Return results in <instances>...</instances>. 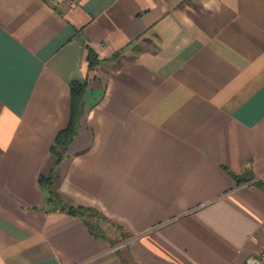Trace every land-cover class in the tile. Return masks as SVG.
Segmentation results:
<instances>
[{
	"label": "crops",
	"instance_id": "obj_1",
	"mask_svg": "<svg viewBox=\"0 0 264 264\" xmlns=\"http://www.w3.org/2000/svg\"><path fill=\"white\" fill-rule=\"evenodd\" d=\"M50 173L128 238L49 208ZM263 243L264 0H0V264H243Z\"/></svg>",
	"mask_w": 264,
	"mask_h": 264
},
{
	"label": "trees",
	"instance_id": "obj_2",
	"mask_svg": "<svg viewBox=\"0 0 264 264\" xmlns=\"http://www.w3.org/2000/svg\"><path fill=\"white\" fill-rule=\"evenodd\" d=\"M98 61L99 59H98L97 54L92 52L91 48L88 49V54H87L88 67L92 68L93 66H95V64ZM84 88H85V83H80V82L72 83V91L74 95H76L77 101L79 100L78 97L81 95ZM75 112H76V109L74 106L73 115H72L70 124L68 125L67 128L60 131L56 138V145L62 149V152H65L67 149L66 144L68 142L69 134L72 133V130L75 125ZM80 113L77 114L76 120L78 116L80 115ZM73 117H74V120H73ZM62 152H58L57 154L58 162L61 160L63 156ZM39 182L42 188H44L47 191V201L46 202L49 208L66 210L71 215L79 216L80 218L84 220V222L90 229L91 233H93L96 236L103 237L104 233L102 232V228L100 224L98 223V220L100 218H106L105 215H103L99 210L95 209L94 207L66 203L56 191V188L54 185V182H55L54 174L50 173L48 175H41L39 178ZM48 206L46 207V209L48 208ZM119 228H122V227H119Z\"/></svg>",
	"mask_w": 264,
	"mask_h": 264
},
{
	"label": "rangeland",
	"instance_id": "obj_3",
	"mask_svg": "<svg viewBox=\"0 0 264 264\" xmlns=\"http://www.w3.org/2000/svg\"><path fill=\"white\" fill-rule=\"evenodd\" d=\"M98 223L102 228V232L112 237L111 239L115 241L116 244H119L122 241L126 240L129 236V234L124 231V229L119 228L117 225H115L106 218H100L98 220Z\"/></svg>",
	"mask_w": 264,
	"mask_h": 264
},
{
	"label": "built area",
	"instance_id": "obj_4",
	"mask_svg": "<svg viewBox=\"0 0 264 264\" xmlns=\"http://www.w3.org/2000/svg\"><path fill=\"white\" fill-rule=\"evenodd\" d=\"M55 2H63L66 0H54ZM74 4V3H73ZM243 264H264V243L262 245V249L257 252L251 254Z\"/></svg>",
	"mask_w": 264,
	"mask_h": 264
}]
</instances>
